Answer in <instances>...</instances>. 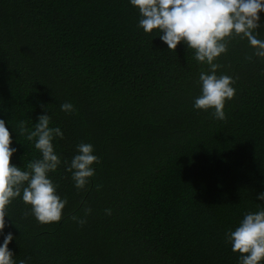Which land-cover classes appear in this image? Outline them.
I'll return each mask as SVG.
<instances>
[{"label":"trees","instance_id":"1","mask_svg":"<svg viewBox=\"0 0 264 264\" xmlns=\"http://www.w3.org/2000/svg\"><path fill=\"white\" fill-rule=\"evenodd\" d=\"M139 18L128 0H0L10 163L28 170L40 158L21 121L31 131L46 112L63 132L53 140L61 164L49 173L67 200L61 220L37 222L19 197L7 206L16 264H239L225 233L264 210V58L229 38L214 62L236 91L226 118L214 119L192 107L208 65L183 42L169 50ZM81 142L100 163L78 190L64 162Z\"/></svg>","mask_w":264,"mask_h":264},{"label":"clouds","instance_id":"2","mask_svg":"<svg viewBox=\"0 0 264 264\" xmlns=\"http://www.w3.org/2000/svg\"><path fill=\"white\" fill-rule=\"evenodd\" d=\"M139 13L138 27L145 33L156 30L159 39L169 50H175L183 42L193 50L198 63L207 64L208 72L198 76L200 95L194 98L192 107L211 110L214 119L224 120L225 101L235 94L234 80L229 75H217L220 67L214 61L227 51L229 38H246L254 55L264 58V39L258 38V28H264L259 13H264V0H128ZM60 109L74 111L71 102H63ZM21 134L27 132V139L34 142L40 158L28 163L27 169L10 163L17 151L11 147L12 139L5 120L0 118V264H16L9 248L13 233H4L7 206L19 197L30 205V212L39 223L59 222L67 200L57 193V186L49 177L61 164L54 150L53 140L62 137L59 127L50 126V115L46 112L37 117L32 130L27 131L24 122L19 124ZM16 132V131H15ZM65 171L71 173L76 189H83L95 175L94 163L100 160L94 154L93 145L81 142L70 161H65ZM99 187V186H97ZM258 201H264V190L256 194ZM86 213L91 211L85 210ZM111 214L110 209H105ZM9 217V216H8ZM75 219V217H73ZM78 223L83 224V220ZM225 240L233 252L239 253V264H264V210L247 212L234 230L225 233ZM25 264V261H19Z\"/></svg>","mask_w":264,"mask_h":264}]
</instances>
